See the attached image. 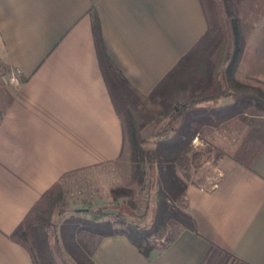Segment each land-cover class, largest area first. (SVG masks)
<instances>
[{
  "label": "crops",
  "instance_id": "obj_1",
  "mask_svg": "<svg viewBox=\"0 0 264 264\" xmlns=\"http://www.w3.org/2000/svg\"><path fill=\"white\" fill-rule=\"evenodd\" d=\"M91 11L112 59L143 95L208 28L201 0H0V63L20 78L0 81V264H35L10 234L66 173L122 153V121L98 60ZM256 69L252 77L264 81V68ZM215 170L213 185L187 188L197 233L184 230L148 258L126 236H107L96 264H200L210 243L264 264V150L253 168L225 155Z\"/></svg>",
  "mask_w": 264,
  "mask_h": 264
},
{
  "label": "trees",
  "instance_id": "obj_2",
  "mask_svg": "<svg viewBox=\"0 0 264 264\" xmlns=\"http://www.w3.org/2000/svg\"><path fill=\"white\" fill-rule=\"evenodd\" d=\"M201 2L207 31L150 95L138 92L114 62L99 17L91 11L98 60L123 132L128 130L131 136L135 173L141 182L148 179L156 186L154 215L146 225L148 214L140 211L135 190L114 188V208L89 205L55 222L54 211L65 204L61 180L75 171L66 173L10 234L29 250L35 264H96L94 252L100 241L113 235L126 236L148 258L153 250L167 249L184 230L198 232L185 178L190 154L195 158L202 154L194 152V140L264 117V81L239 74L250 35L264 17V0H251L250 8L246 0ZM183 93L185 97L180 98ZM151 124L152 134L143 137ZM151 140L153 146L148 145ZM263 150L264 132L251 128L234 152H221L217 158L227 155L253 168ZM85 235L97 236L92 249ZM200 264L248 263L210 243Z\"/></svg>",
  "mask_w": 264,
  "mask_h": 264
},
{
  "label": "rangeland",
  "instance_id": "obj_3",
  "mask_svg": "<svg viewBox=\"0 0 264 264\" xmlns=\"http://www.w3.org/2000/svg\"><path fill=\"white\" fill-rule=\"evenodd\" d=\"M250 3L251 0H246L249 8ZM259 57L264 58V17L250 35L249 46L240 66L241 78L252 77L257 73L256 68H264V59L258 60ZM12 72V69L0 63V81L5 80L4 77ZM153 127L154 125L151 124L143 130V137H150ZM251 128L264 132V117L251 118L248 126L228 131H215L203 138L200 137L195 142L194 152L202 154L197 158L193 153L190 154L191 159L187 170L189 176H185L188 183L202 184L206 187L213 185L218 179V173L215 170L219 159L217 156L221 152L223 154L234 152L233 150ZM148 145L153 146V140L149 141ZM61 186L64 191L65 204L54 211L55 222H61L79 209L86 210L89 205H105L114 208L115 202L111 197V191L114 188L121 190L133 188L140 204V211L142 213L147 211L145 224L149 225L152 222L156 203V186L148 179L141 182L135 173L132 163L131 136L128 130L124 133L123 150L119 158L98 167L75 171L61 180ZM96 240L97 236L93 235H85L84 238L90 249L94 247Z\"/></svg>",
  "mask_w": 264,
  "mask_h": 264
},
{
  "label": "built area",
  "instance_id": "obj_4",
  "mask_svg": "<svg viewBox=\"0 0 264 264\" xmlns=\"http://www.w3.org/2000/svg\"><path fill=\"white\" fill-rule=\"evenodd\" d=\"M9 80L13 83H18L20 81V78H19V72L16 71V70H13L12 73H10V76H9ZM198 140V138H196L194 140V142H196Z\"/></svg>",
  "mask_w": 264,
  "mask_h": 264
},
{
  "label": "water",
  "instance_id": "obj_5",
  "mask_svg": "<svg viewBox=\"0 0 264 264\" xmlns=\"http://www.w3.org/2000/svg\"><path fill=\"white\" fill-rule=\"evenodd\" d=\"M80 210H82V209H80Z\"/></svg>",
  "mask_w": 264,
  "mask_h": 264
}]
</instances>
